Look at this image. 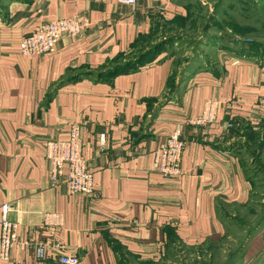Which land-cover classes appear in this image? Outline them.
Returning <instances> with one entry per match:
<instances>
[{
	"label": "crops",
	"instance_id": "0c3cea01",
	"mask_svg": "<svg viewBox=\"0 0 264 264\" xmlns=\"http://www.w3.org/2000/svg\"><path fill=\"white\" fill-rule=\"evenodd\" d=\"M186 5L0 1V207L11 205L9 219L18 224L11 258L0 264H63L54 250L37 258L39 241L60 244L77 264H177L178 248L221 241L223 206L249 204L246 147L235 143V128L264 133L263 63L220 50L205 67L155 63L113 72L132 45L186 20ZM77 16L88 26L61 37L54 52L20 53L19 42L38 24ZM207 100L217 102L215 120L190 124ZM72 123L83 129L90 195L47 179L45 144L67 139ZM180 124L187 140L181 174L166 178L154 170L153 151ZM51 213L62 214L61 227L44 224ZM263 230L251 232L237 264H264Z\"/></svg>",
	"mask_w": 264,
	"mask_h": 264
},
{
	"label": "rangeland",
	"instance_id": "374dc122",
	"mask_svg": "<svg viewBox=\"0 0 264 264\" xmlns=\"http://www.w3.org/2000/svg\"><path fill=\"white\" fill-rule=\"evenodd\" d=\"M182 1L188 7L186 20H179L173 27H159L160 32L137 43L133 52L142 51L149 58L133 68L150 67L155 63L174 69L205 67L210 61L220 60V50L232 54L239 51L264 64V0ZM173 84L172 80L169 86ZM235 131L238 135L235 143L243 142L246 147L243 168L246 169L245 177L250 180L249 204L240 209L223 206L221 215L226 230L221 241L198 248H178L177 264H237L240 258L236 256L240 253L235 252L245 243L249 232L257 233L264 226V155H260L259 143L264 133L244 127L235 128ZM258 241L264 243V232ZM136 263L131 259V264Z\"/></svg>",
	"mask_w": 264,
	"mask_h": 264
},
{
	"label": "built area",
	"instance_id": "2783aa9c",
	"mask_svg": "<svg viewBox=\"0 0 264 264\" xmlns=\"http://www.w3.org/2000/svg\"><path fill=\"white\" fill-rule=\"evenodd\" d=\"M120 3L132 4L136 0H119ZM88 26V21L82 16L73 18H58L38 24L32 33L19 42V51L24 56L42 55L56 50L61 37L80 35ZM217 102L207 100L201 114L190 120L195 126L212 123L217 114ZM102 143L105 140L101 136ZM83 129L80 124L72 123L68 138L65 140H48L44 147L45 159L48 163L47 179L53 186L66 184L72 195H90L94 191V174L83 156ZM187 147L183 134V125H178L160 145L153 151L154 170L166 178H177L181 174L182 156ZM1 209L0 259L8 261L18 241V224L9 219L11 205L4 204ZM63 216L60 213L46 214L44 224L61 227ZM48 250L60 253L63 264H77L76 256H66L62 253L60 244L39 241L36 244L37 258H44Z\"/></svg>",
	"mask_w": 264,
	"mask_h": 264
},
{
	"label": "trees",
	"instance_id": "16d2710c",
	"mask_svg": "<svg viewBox=\"0 0 264 264\" xmlns=\"http://www.w3.org/2000/svg\"><path fill=\"white\" fill-rule=\"evenodd\" d=\"M137 43H135L134 45L131 46V52H129L127 55H125L124 57H122V59L120 60V66L119 67H114L113 68V72H122L128 68H133V66L145 62L148 60V54L146 53H141L142 51L139 52H133L135 48H137ZM240 53L241 55H245V56H249L246 55L245 53H241L239 51H237L236 54ZM251 57V56H249ZM123 60L125 61L123 63ZM64 81V80H63ZM260 145H261V151H260V155L263 152V148H264V139L259 141ZM246 170V169H245ZM249 179V178H248ZM249 184H250V180H249ZM252 232V231H251ZM251 232H249L248 236H250ZM248 236L246 237V240L248 239ZM245 240V241H246ZM244 243L242 244V246L240 247V249H238L235 253L238 254L240 252V250L242 249Z\"/></svg>",
	"mask_w": 264,
	"mask_h": 264
},
{
	"label": "water",
	"instance_id": "95a60500",
	"mask_svg": "<svg viewBox=\"0 0 264 264\" xmlns=\"http://www.w3.org/2000/svg\"><path fill=\"white\" fill-rule=\"evenodd\" d=\"M250 236H248V238H249Z\"/></svg>",
	"mask_w": 264,
	"mask_h": 264
}]
</instances>
